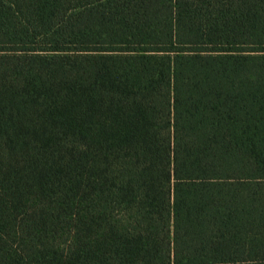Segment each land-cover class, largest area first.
<instances>
[{
  "label": "trees",
  "instance_id": "trees-1",
  "mask_svg": "<svg viewBox=\"0 0 264 264\" xmlns=\"http://www.w3.org/2000/svg\"><path fill=\"white\" fill-rule=\"evenodd\" d=\"M0 264H264V0H0Z\"/></svg>",
  "mask_w": 264,
  "mask_h": 264
}]
</instances>
